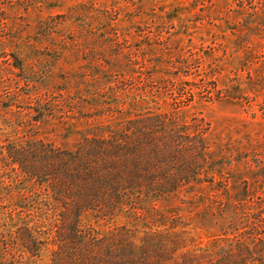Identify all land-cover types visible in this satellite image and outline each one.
<instances>
[{
	"label": "rangeland",
	"instance_id": "1",
	"mask_svg": "<svg viewBox=\"0 0 264 264\" xmlns=\"http://www.w3.org/2000/svg\"><path fill=\"white\" fill-rule=\"evenodd\" d=\"M41 102L53 116L35 125ZM137 115L195 128L204 144L182 154L183 172L201 176L130 199L103 230L178 264L233 245L237 226L236 241L264 239V0H0L2 141L37 135L73 149L84 130ZM8 185L0 202L16 209L26 186ZM4 223L0 259L51 263L53 246L30 259Z\"/></svg>",
	"mask_w": 264,
	"mask_h": 264
},
{
	"label": "trees",
	"instance_id": "2",
	"mask_svg": "<svg viewBox=\"0 0 264 264\" xmlns=\"http://www.w3.org/2000/svg\"><path fill=\"white\" fill-rule=\"evenodd\" d=\"M30 110L35 125L53 116L46 103ZM79 135L73 149L37 135L0 139V180L26 186L23 205L15 209L0 202V217L15 230L24 253L40 259L53 246L50 264H178L151 256L155 251L149 245L121 239L115 229L103 230L100 224L130 208V199L158 200L194 183L201 173H184L192 169V159L182 154L204 144L197 141L198 131L169 124L167 115H137ZM95 216L99 222L92 224L89 218ZM244 230L233 229V245L211 246L192 256L195 261L180 264H264V239L236 241ZM0 264L21 263L4 258Z\"/></svg>",
	"mask_w": 264,
	"mask_h": 264
}]
</instances>
